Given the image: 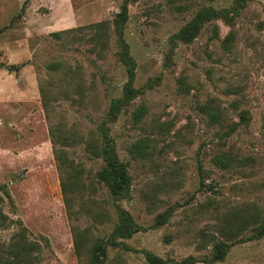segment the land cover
I'll return each instance as SVG.
<instances>
[{"label":"rangeland","instance_id":"1","mask_svg":"<svg viewBox=\"0 0 264 264\" xmlns=\"http://www.w3.org/2000/svg\"><path fill=\"white\" fill-rule=\"evenodd\" d=\"M124 10L132 68L115 32ZM130 82L139 95L110 121ZM104 122L132 177L119 200L97 179L104 160L85 149ZM56 127L75 142L55 145ZM138 141L144 156L129 151ZM56 147L82 167L73 217ZM222 153L241 164L218 168ZM255 210L264 214V0H0V253L25 228L38 264H87L74 249L78 227L103 244L105 264H152L148 254L153 264H264L251 224L212 260L221 228ZM121 211L137 225L130 238L114 232Z\"/></svg>","mask_w":264,"mask_h":264},{"label":"trees","instance_id":"2","mask_svg":"<svg viewBox=\"0 0 264 264\" xmlns=\"http://www.w3.org/2000/svg\"><path fill=\"white\" fill-rule=\"evenodd\" d=\"M126 18V11L120 12L115 21V32L118 36L121 51L119 52L120 61L126 66L132 68L135 66V61L131 57L129 48L124 39V22ZM201 23L196 21L189 23L180 33V36L190 41L197 32ZM101 30L102 24L96 25ZM99 30L97 32H99ZM56 38H60L62 32L52 34ZM98 39V38H97ZM57 67V66H55ZM134 77V72L132 71ZM184 82L182 86L184 87ZM139 90L133 88L130 82L124 87L122 98L113 99L107 117L110 121H115L119 115L126 110L132 102L139 95ZM211 116L213 122L221 121V111L215 105L205 106ZM147 110L145 106H140L134 113V119L139 122L146 115ZM233 128L231 131H233ZM61 129L56 127L51 130L53 143L71 145L74 143V138L71 135L60 132ZM86 151L93 157L101 158L104 160L105 165L97 173V179L101 181L110 191L111 195L119 200L128 195L132 177L129 174L128 166L123 162L116 150L113 139L110 136V128L106 126V122L101 124L98 128V134L92 135L84 140ZM146 145L143 141H138L129 149L130 153L134 156H144L146 154ZM54 156L58 162L59 169L62 171L61 188L64 196L65 205L68 209L69 216H75L73 210V195L83 189L85 186L82 182V167L76 164L68 157L67 151L64 148H55ZM213 163L220 169L228 170L236 165L241 164V160L228 153L218 154L213 158ZM254 225L253 235L250 239H259L264 235V214L260 210H255L248 213L237 222L232 224L231 230L228 232L221 228L220 234L225 237L224 240L215 242L213 250V261H219L225 258L228 250L234 242L232 241L235 236H238L241 231L246 230L249 225ZM138 231L137 225L133 221L131 215L126 211L119 213V222L116 225L114 232L117 236L126 238L132 237ZM74 233V249L79 259H86L87 264H105V257L107 256L106 249L101 242L96 241L91 245L86 241V237L78 227H73ZM41 248L39 244L32 242L26 233V229L22 228L19 233L13 236L12 241L5 248L3 247L0 253V264H38L40 261ZM149 261L153 263L152 256L148 254ZM191 260V259H190ZM187 261V264L190 263Z\"/></svg>","mask_w":264,"mask_h":264}]
</instances>
